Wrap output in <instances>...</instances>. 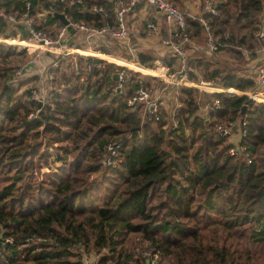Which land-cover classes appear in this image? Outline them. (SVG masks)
<instances>
[{
    "label": "trees",
    "instance_id": "trees-1",
    "mask_svg": "<svg viewBox=\"0 0 264 264\" xmlns=\"http://www.w3.org/2000/svg\"><path fill=\"white\" fill-rule=\"evenodd\" d=\"M27 1L34 10L47 4L0 0V9L9 14ZM171 1L183 10L182 0ZM88 2L104 5L107 19L114 20L112 1ZM217 9L218 15L203 16L219 50L241 55L246 49L256 55L254 49L263 43L255 33L263 24L264 0H219ZM74 18L104 23L102 15L87 11ZM17 32L26 38L21 28L9 32L0 16V37L16 39ZM183 33L193 42L203 41L198 20L186 17ZM218 52L203 51L209 56ZM25 54L0 43V264H83L84 255L104 250L102 264H145L137 251L147 249L159 251V264H264V103L179 86L177 100L189 117L178 130L166 131L165 120L142 122L138 111L127 106L135 88L140 83L150 87L155 77L133 72L120 93L114 80L118 66L77 56L50 68V102L29 120L36 104L9 83L21 70L12 59ZM175 60L181 61L145 50L134 59L142 65L138 70L153 68L156 61L171 68ZM184 61L193 82L257 88L255 78L213 61L188 56ZM88 64L94 66L88 70ZM238 119L246 123L240 143L250 164L229 155L228 137L214 130L218 123ZM111 143L120 144V162L103 166L105 146ZM45 165L50 170L37 177ZM135 235L139 242L132 241Z\"/></svg>",
    "mask_w": 264,
    "mask_h": 264
},
{
    "label": "built area",
    "instance_id": "built-area-1",
    "mask_svg": "<svg viewBox=\"0 0 264 264\" xmlns=\"http://www.w3.org/2000/svg\"><path fill=\"white\" fill-rule=\"evenodd\" d=\"M46 1V6H41L37 10H34L33 5L29 1L25 2L22 10H17L9 14H5L0 9V16L6 20L9 32L21 28L22 32L26 35L25 39H20L21 33L17 32V40L4 38L0 39V42L4 44L16 43V45L24 47L28 52L39 50V53L46 52L49 57H53L49 60L48 64L47 62H42L39 74H35L37 76L36 84L26 88L24 100L36 104L35 109L28 114L27 118L29 120L36 119L42 107L50 102L52 90L54 89L51 86V81H53L54 76L50 73V68L58 66L59 58L70 56L75 58L76 56H80L84 60L95 57L105 61H111L108 58H104L103 55L114 57L117 54L113 50L115 49L116 52L122 48L126 53L125 55L130 56L129 60L134 61L136 54L130 45L129 20L134 16L136 8L140 6H146L148 9L154 10L155 14L159 16L158 18L154 15L153 19H149L145 23L144 37H148L154 32H159L160 22H163L168 27V32L165 36H162L161 44L171 55L180 57L182 68L185 66L184 57L187 56L189 47L192 49H201L209 55L219 51L220 43L216 40L208 20L203 16L205 14L218 15L217 4L219 0H203L202 15L193 14L190 10H180L171 0H109L114 3L115 7L114 20L112 22L107 19L105 6L96 2L89 3L88 0ZM86 11L91 14L102 15L104 17V23L101 26H96L74 18V16ZM55 13L62 14L67 19L68 24H63L54 16ZM186 17L198 20L201 23L203 28V41L200 45L193 42L187 34L183 33ZM51 18H56L58 22L52 21ZM262 22L263 24L255 33V36L263 42L254 49V53L259 57H264V20ZM103 48H110L112 52L109 54L103 53ZM246 55H248L247 51ZM36 56L37 58L39 57L38 54ZM135 64L139 63L135 62ZM92 66L94 65L88 64V70ZM118 67L116 71L117 80L115 90L121 93L130 75L133 72L143 71L120 63ZM26 70L24 69L18 72L16 78L18 79L24 76ZM43 73L46 74L45 77H42ZM175 79L173 74L169 76V80L175 81L177 85L185 87L196 85L185 74H182L179 79ZM255 80L257 83L255 91H240L235 88H225L214 81H201V86L202 88L203 85H214L217 87V90L209 93L221 92L227 95L247 96L252 100L264 103V62L256 68ZM204 91L206 92V90ZM39 103L41 104L40 107L38 106ZM159 105H163L162 91L158 92L143 83H140L127 99L128 107L135 110V107L142 106L145 116L157 122L160 121ZM214 108H219L218 100H215ZM205 110L206 108L202 107L201 113L203 114ZM188 115L189 113L186 112L185 104L176 99L175 104L171 108L172 129L178 130L184 119L189 117ZM245 124V121L240 119L236 121L227 120L216 124L214 130L220 136H227L228 138L234 131H238L239 138L228 141L231 144L228 153L231 156H241L246 160L247 164H250L252 160L249 152L246 146L240 143L241 138L245 136ZM119 148V143H111L105 146L106 154L102 159L103 166L115 165L120 162L118 156ZM137 252L145 258V264H159L160 255L158 250L147 249L144 251L138 250ZM99 256L91 255L88 257L84 255L83 264H102L99 262Z\"/></svg>",
    "mask_w": 264,
    "mask_h": 264
},
{
    "label": "rangeland",
    "instance_id": "rangeland-1",
    "mask_svg": "<svg viewBox=\"0 0 264 264\" xmlns=\"http://www.w3.org/2000/svg\"><path fill=\"white\" fill-rule=\"evenodd\" d=\"M199 10L203 11V2L199 6ZM0 39H4V38L0 37ZM0 43H2V42H0ZM197 43L200 45V41ZM5 44H7V45L11 44L12 46H16L18 51L24 49L26 52L25 56H19V57H15L14 59H12V63L17 64V65L19 64L18 66L20 67L21 70L27 69L26 74L17 79L16 78V74L18 73L17 72L16 74L13 75L12 79L9 81V83L11 82V84H13L14 86L19 88L20 93H26V88H28L30 86H34L36 84V80L34 81L32 79V77H34L35 74H39V69L41 70L42 62H47V64H48L49 60L52 59L53 57H49L46 52L39 53V50L34 51V52H28L24 47H22L20 45H16V43H5ZM148 47L149 48H147V49H150L149 51H151L153 54H155L159 58L171 57V54L169 52H166L165 50L162 52H157V50L155 48H153L152 45H148ZM246 51L248 52V55H246ZM113 52L115 54H117V55H114V57L116 56L118 58H121V59H119L120 62H123L124 60L132 62L129 60L130 56L125 55L126 53H125V51H123L122 48H121V50H117L116 52L114 49ZM134 52L136 54L139 51H134ZM36 54L39 55L38 58H37ZM187 56L189 58L200 57L203 59L213 61L219 68L230 69V70H233L235 73H237L241 76H245V77H249V78H255L256 68L258 67L259 64L264 62V57H259L257 55L252 56V54L246 49H241V55H237L235 52L227 53L224 50H219V52L216 55L209 56V55L204 54L201 49H192L189 47ZM114 57L107 56L106 58H109L110 60L111 59L116 60V58H114ZM29 59H30V61L28 62V64L26 66H24ZM60 60H61L60 66L63 67V63L70 62L71 60H74V57L73 56L64 57V58L61 57V58H59V61ZM106 62L111 63V64H115L116 66H118V64H119V63L117 64L116 62L107 61V60H106ZM132 63H135V61H133ZM162 66L163 65L161 62L156 61L155 66L153 68H148V67L142 68L141 67V71H143V72L138 71V73L143 75V76H151L153 78L155 77V79L157 80V81L156 80L153 81L151 83L150 87H152L154 90H157L158 92L162 91V95L165 96L164 105H162V107H161V105H159V107L161 108L160 121H159L160 123L157 122V124H161L163 122V120H165L162 127L166 131H169V129L173 128L172 127L171 108L175 104V100L177 99L176 88L181 86V85H177L175 83V81L169 80V76H171L173 74L176 79H179L182 76V74L183 75L185 74L186 77L190 81H191V79L189 78L188 71L186 70V68H188V67L186 66L183 69L181 66V62H179L177 60H175V63H174V65H172L171 68L167 67L168 68L167 71L165 68H162ZM172 69H174V70H172ZM150 70H153V71L159 70V71L157 73H154V74H147ZM181 72H182V74H181ZM45 75L46 74L43 73L42 77H45ZM158 75H160V76H158ZM201 81H204V80L195 81L194 83L197 86L192 85L190 87L196 88L200 92H204L207 96H208V94H210L209 92L217 90V87H215L214 85L211 86L210 88H205V87L202 88ZM204 82H210V81H204ZM204 90H206V92ZM135 110L138 111V114H139L142 122H146L147 120H149L145 116L143 107L137 106V107H135ZM199 112H201V110ZM232 140H233V135H231L228 138V141H232ZM49 150H51V149H49ZM101 162H102V160H101ZM49 170H50V168L47 165L42 166L39 173H35V175L37 177H39L40 175H42L43 173H46ZM131 237H133V236L131 235ZM133 240H135V242H139L141 240V238L138 237L137 235H135V237L132 239V241ZM105 252H106V250L102 251V253H99V254L97 253V254L98 255L106 254ZM92 253L94 255H96L95 252H92Z\"/></svg>",
    "mask_w": 264,
    "mask_h": 264
},
{
    "label": "crops",
    "instance_id": "crops-1",
    "mask_svg": "<svg viewBox=\"0 0 264 264\" xmlns=\"http://www.w3.org/2000/svg\"><path fill=\"white\" fill-rule=\"evenodd\" d=\"M202 2H203V0H182L181 6H182L183 10H188V11L190 10L193 14H198V15L201 14L202 15V11L199 10V6L202 4ZM154 15H156L159 18V16L157 14H155L154 10L148 9L146 6H140V7L136 8V10L134 12V16L132 18H130V20H129V27H130L129 38H130V45L132 46V49H134V51H144V50L149 51L150 49H147V48H149L148 45H152L153 48H155L157 50V52H162L164 50L166 51V49L161 44L162 36H165L167 34L166 32H163V30H164V26L162 25L163 22H160L161 26H160L159 32H154L148 37H143L141 35L142 32H144V30H142V28H145V23L149 19H153ZM107 49L110 50L109 53L112 52V49H110V48H107ZM109 53H106V54H109ZM171 56H173V55H171ZM114 58H116L118 60V62H120L119 59H121V58H118V57H114ZM123 62H120V63L122 64ZM162 68H165L166 71L168 69L165 66H162ZM204 87L210 88L211 86L204 85ZM162 98H163V105H164L165 96L162 95ZM232 135H233V140L239 138V132L238 131H234Z\"/></svg>",
    "mask_w": 264,
    "mask_h": 264
},
{
    "label": "water",
    "instance_id": "water-1",
    "mask_svg": "<svg viewBox=\"0 0 264 264\" xmlns=\"http://www.w3.org/2000/svg\"><path fill=\"white\" fill-rule=\"evenodd\" d=\"M54 16H55L56 18H58L63 24H68L67 19H66L62 14H60V13H55ZM69 29H70V27H69ZM71 32H72V31H71ZM114 80H117V74H116V73L114 74ZM217 83H218V82H217ZM218 84H219V83H218ZM38 106L40 107L41 104L39 103ZM244 110H245V106H243V110H242V112H241L242 114H244Z\"/></svg>",
    "mask_w": 264,
    "mask_h": 264
},
{
    "label": "bare ground",
    "instance_id": "bare-ground-1",
    "mask_svg": "<svg viewBox=\"0 0 264 264\" xmlns=\"http://www.w3.org/2000/svg\"><path fill=\"white\" fill-rule=\"evenodd\" d=\"M15 42V41H14ZM104 56V58L105 57H107L106 55H103ZM111 61H113V62H117V63H120V62H118L117 60H111ZM121 64V63H120ZM123 65H125V66H130L131 68H135V69H137L138 70V64H135V63H131V62H129V61H127V60H125L123 63H122ZM206 86H213V85H206ZM203 87H204V85H203Z\"/></svg>",
    "mask_w": 264,
    "mask_h": 264
}]
</instances>
